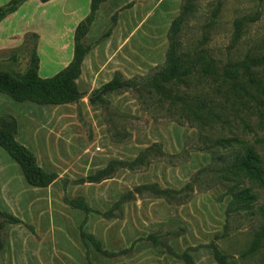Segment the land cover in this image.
Listing matches in <instances>:
<instances>
[{
  "label": "rangeland",
  "instance_id": "rangeland-1",
  "mask_svg": "<svg viewBox=\"0 0 264 264\" xmlns=\"http://www.w3.org/2000/svg\"><path fill=\"white\" fill-rule=\"evenodd\" d=\"M122 1L115 0L112 3L111 8L115 10L111 13V20L108 24L104 25L105 23L101 21L97 25L96 33H102L96 39H85L84 43L93 48L104 42L106 39L104 38L105 33L111 28L113 32L119 17H122L127 22L128 27V33L125 35L128 43L127 53L131 57L136 52L140 54V61L138 63H130V68L132 69L130 73L133 75L131 77L151 74L155 67L163 65L165 62L169 45L167 38L168 30L172 21L179 16L184 0H127L128 5L130 3L132 4L131 7L126 8V5L116 9ZM106 13L107 10L104 12V18L108 16ZM114 15L117 16V22L113 26L112 20ZM245 15L251 17L257 15L258 21L249 24L245 28L244 35L240 41L233 45L235 23ZM54 17L56 23L50 22L42 28L44 40L40 48L44 66L48 67L47 69L49 70L53 69L55 61L58 62L60 60L63 63L64 59L69 57L73 49L70 47L72 42L71 16L60 15ZM135 18L139 19V23L145 22V25L142 28L141 24L138 25V23L132 25ZM180 35L183 48L186 51L195 49L207 50L212 55L213 60L219 63L218 65H225L229 61L242 59L246 54H263L264 0H191L187 21L183 25ZM92 37L95 36L92 35ZM68 42L70 48L67 50ZM36 43L37 40L29 35L21 47L13 50H0V72L23 75L28 68L29 59ZM142 54H144V60L142 59ZM259 79L264 80V71L260 74ZM240 88L242 90L244 84H241ZM208 93L210 95V91ZM259 95L257 94L261 99L259 102L260 107L254 108L251 111H243L242 107L232 109L230 106H225V111L223 113L220 112L221 117L206 114L205 118L202 119L206 125L200 130L201 136H199L196 121L193 123L194 127L180 126L175 122L168 121L172 119V117L165 114L169 107L168 104L163 107L155 105L152 111L143 112L135 96L129 93L127 97L122 98L126 112L124 114L132 116L133 118L122 119L120 117H113L112 124H116L118 129L130 130L133 132V137L135 134H140L142 137H138L137 139L140 144H148L152 138L160 140L164 147L166 146L175 151L182 146L181 150L176 152L177 154L186 148L188 150H194L198 140H202L205 144H212L221 139L234 140L235 143H231L229 147L212 148L209 151L211 152L210 154L206 153V155L208 154L207 157L194 155L197 152L192 151L190 158L186 162L175 167L170 168L167 163H160L148 171L141 172L142 174L131 175L129 177L120 175L117 183L114 182L111 185L106 184L91 190L86 188L82 192L87 193L95 202L101 200L105 202L109 197L115 195L121 187H133L136 183L159 181L174 187L182 186L190 180L192 173L196 169L209 162V170L197 178L192 191H202L206 188L213 187V194L196 197L193 203L186 207L171 209L155 201H148L140 209L136 208L134 210L136 217H138L137 214L141 217L139 218V227L152 229L155 233L162 227L160 225L162 222L174 220L177 222V225L169 226L161 231L164 235L167 233L174 235L178 230L182 234L185 233L186 228L194 231L198 223L204 220L203 222H209L211 224V229L217 230L222 226V219L224 221L225 210L222 204L226 208V205L232 199V196L226 195V192L230 190V192L234 193L249 189L257 198L256 202L252 204V210L232 213L228 219L226 230L220 231L219 237L215 238L212 244L217 246L226 256L227 262H235L237 264L264 263V255L262 257L260 255L256 257L246 256L244 259L241 257L242 253L250 247L256 231L264 225V216L258 210V208H264V176L261 179H255L243 171L230 174L223 170V165H228L227 163L231 162L236 153H242L246 148H252L255 151L260 159L261 168L264 170V95ZM3 97L5 98V102H0V113H10L11 116L13 115L19 121H23V117L28 116L30 118L33 111L41 112V114L49 112L51 118L48 120L50 122L47 120V123L45 122L46 126H43L42 129L46 132V135L54 137L70 134L74 136L80 148L79 158L77 156L74 160H59L57 164L59 169L68 167V164L75 162L77 171L85 173L96 165H101L113 158L131 155L136 148L135 143L137 141H133V137L131 139L132 142L129 144L114 146L111 144V142L114 144L112 140L111 142L104 141L105 138H103L102 131H100V135L96 134L97 142H94L92 135L93 126L87 121L88 119L83 117V114L80 115L79 111L82 113L80 107L78 113H74L72 109L58 112L56 109H48L50 108L49 106H40L30 102L17 103L6 96ZM120 102L118 99L117 103L119 106L121 104ZM248 104L254 106L255 103L249 102ZM112 106L111 111H119V108L115 105L112 104ZM100 113L101 117H105V111L100 108L93 109L95 117L100 115ZM149 113L160 118L165 116L166 119L154 121ZM107 114H110V112ZM0 152L6 160H9L18 168L23 178L19 165L1 147ZM150 155L153 157L152 153ZM218 158H221L223 161H218ZM175 161L178 162V160ZM9 172L10 182L14 180L11 189L18 191L19 206L15 203V197L8 195L9 191L6 188L7 186L0 181V207L7 212L9 210L17 212L19 214L17 217L22 220V224L6 227L4 231L6 248L0 253V263L41 264L43 255L36 254L37 251L40 253L36 248L37 245L34 246L35 252L31 249L33 246V244L31 246V240L36 242L35 244L42 243V233L47 232L50 222L47 217L43 216L44 218H42L38 214L39 219L34 223L36 215L32 213L34 209L29 208L27 205L26 196H28V193L19 189V186L16 184L17 180L14 179L15 170L10 169ZM202 179L203 181L200 182ZM23 180L27 184L24 178ZM107 192L109 193L108 198L106 196ZM65 195V190H63L62 199H64ZM144 195H148V193H144ZM52 208L56 214L59 212L56 204H53ZM71 214L68 213L67 217L63 220L64 222L55 224L65 226L67 230L73 231V227L78 221V216ZM157 224L161 227L157 228ZM28 226L34 228V233L28 229ZM124 227L128 229V226ZM90 228L97 231L103 237L107 236L106 241L111 246H114V248L119 246H117V242L120 240L116 241L115 228L112 224H105L95 220L92 222ZM84 249L87 261L93 263L95 261L93 260L94 255H92L93 258L90 256L92 249H88V247ZM48 258L51 259L52 257L46 256V259ZM61 260L65 263H70V259L67 257H61ZM55 262H60V260L55 259ZM95 263L123 264V261H108L98 258ZM124 264L128 263L125 262ZM130 264L135 263L132 262Z\"/></svg>",
  "mask_w": 264,
  "mask_h": 264
},
{
  "label": "trees",
  "instance_id": "trees-1",
  "mask_svg": "<svg viewBox=\"0 0 264 264\" xmlns=\"http://www.w3.org/2000/svg\"><path fill=\"white\" fill-rule=\"evenodd\" d=\"M28 0H10L6 5L0 8V23L9 15L15 13ZM43 3L51 0H40ZM108 0H92L89 15L81 21L74 36V53L72 62L62 71L51 78L42 79L39 76L40 58L37 53L39 36L29 34L37 40L33 52L29 59L26 72L23 75H13L0 72V93L8 96L17 103L30 102L40 106H60L67 104H77L83 98L84 94L79 91L77 80L81 75L82 63L89 53L91 47L85 45L84 41L95 20V16L101 4ZM191 0H184V4L179 16L174 19L168 30V50L163 65L155 67L151 74L144 76H135L126 78L122 73L116 72L113 79L94 90L90 94V104L100 107L105 111L104 117L107 126V132L115 143H124L131 138V133L124 129H118L116 124H112L113 117L133 118L119 111H111L112 103L107 99L109 94L132 93L135 96L143 112L152 111L155 105H169L165 114L172 117L170 122H175L180 126L194 127V121L197 122L199 136L200 130L204 127L205 115L219 116L220 112L225 111V106L243 108V111H251L260 107V97L264 95V80L259 76L264 71V53L259 55L246 54L244 58L229 61L225 65H218L213 60L212 55L207 50L186 51L181 42L182 27L187 21L189 3ZM263 1V0H261ZM132 4L126 6L131 7ZM113 26L116 25L117 16H113ZM258 21L257 15L254 17L243 16L235 23V35L232 44H237L244 35L245 28ZM112 28L109 29L104 38L111 35ZM28 35V36H29ZM244 84L241 90L240 86ZM210 91V95L208 91ZM193 95H192V92ZM254 102V106L248 104ZM145 107V108H144ZM110 112V114H107ZM150 114V113H149ZM154 121L162 118L151 115ZM108 125L110 126L108 128ZM195 126V127H196ZM18 124L15 117L6 115L0 118V147L19 165L26 182L37 188H46L55 181L60 180L64 190L70 184L68 179H61L55 172H47L41 168L37 162L35 154L17 140ZM234 140L221 139L212 144H205L198 140L194 150L186 148L181 154L168 155L164 152L161 144H153L142 151L139 156L132 161L112 160L108 165L96 171L94 174L80 178L75 184L83 185L85 183H101L113 178L119 171L128 170L131 172L143 171L154 162H166L170 165H179L186 162L192 151L209 152L215 147H229ZM202 145V146H201ZM153 154V157H151ZM175 160H178L176 162ZM218 161H223L218 158ZM228 165H223L227 173L236 174L240 171L247 173L251 178L261 179L264 176V170L261 168L260 159L252 148H246L242 153H236ZM209 170V166L199 170L192 176L189 183L182 189H164L158 184H148L135 187L133 190L125 193L118 202H116L106 212L93 210L83 197L69 198L64 196V203L73 210H81L86 216L95 213L105 219L121 218L122 206L126 202L133 201L137 197H154L164 199L171 205H183L190 201L194 192H206L212 188H206L202 191H192L197 178ZM206 179V177H204ZM203 179L200 181L202 182ZM148 193V195H144ZM232 199L226 208V221L224 230L228 224V219L232 213L237 211L252 210V204L257 200L256 196L249 189L238 192H230ZM261 215L264 216V208H258ZM86 219L79 225V235L81 241L86 247L93 248L97 253L104 257L114 258L130 254L133 247L119 252H109L100 240L85 230ZM22 224V220L17 216L0 209V252L5 247L4 231L7 226ZM28 229L34 233V228L28 226ZM216 236L215 238H218ZM214 238V239H215ZM145 240L150 241L155 246H163L167 252L186 264H194L191 252L201 248L213 250L218 264H237L227 262L226 256L214 246L212 242L208 245H202L187 249L182 254H177L167 244H163L157 234H151ZM264 255V225L256 231L254 238L247 251L243 252L241 257H256ZM262 262L261 259H259ZM264 264V263H262Z\"/></svg>",
  "mask_w": 264,
  "mask_h": 264
},
{
  "label": "crops",
  "instance_id": "crops-1",
  "mask_svg": "<svg viewBox=\"0 0 264 264\" xmlns=\"http://www.w3.org/2000/svg\"><path fill=\"white\" fill-rule=\"evenodd\" d=\"M9 1L10 0H0V8L6 5ZM114 1L115 0H108L107 2L101 4L99 10L96 13L95 20L91 26V29L86 39H91V40L94 38L96 39L98 35L102 33V32L96 33V27L101 21L105 23L104 25L110 22L111 20L110 15L115 10L111 8L112 3ZM128 1L123 0L122 3H120V5L116 9L128 5L127 4ZM91 2L92 0H51L49 2L43 3L40 0H28L19 8L18 11L9 15L0 23V50H13L19 48L25 43L26 37L29 34H37L39 36V41L37 46V53L40 58L39 76L42 79H47L55 76L60 71L64 70L73 60L75 30L78 24L89 15L91 10ZM106 10H107L106 15L108 14V16L104 18L103 15ZM60 15L71 16L70 22L72 24H70V26L72 31V42L70 44V47L71 49L72 48L73 49L69 57L64 59L63 63H61L62 61L60 62V60L58 62L55 61L53 69L49 70L47 69L48 67L44 66V62L42 61L41 53H40L41 50L40 48L44 40L42 34V28L45 24H49L50 22L56 23L54 16H60ZM137 23L138 25L141 24V28L145 25V22L139 23V19L135 18L132 25H136ZM102 27L104 28V26ZM127 33H128L127 22L125 21L124 18L119 17L117 25L114 31L112 32V34L108 38H106L104 42L91 48L82 63L81 75L77 80V86L79 88V91L84 94L83 98L77 104L49 106L50 108H48V109H56L58 110V112L65 111L66 109L69 110L72 109L74 113L75 112L78 113V109L80 107L82 111V113L79 111L80 115L83 114V117L85 119H88L87 121H89L93 126L92 135L94 142H97L96 134L100 135V131L103 132V138H105L104 141L111 142L112 139H110V136L107 132V126L105 124L104 117H101V113L97 117H95V115L93 114V109H99L100 107L93 106L90 104L89 101L90 94L94 90L110 82L113 79L116 72L122 73L126 78L128 77L132 78L131 76L133 75H131L130 73L132 70L130 68V63L131 62L138 63L140 61L139 52H136L132 57L130 54L127 53L128 43H127V39H125V35ZM92 35H94L95 37H92ZM69 42H68L67 50L70 48ZM142 59L143 60L145 59L144 54H142ZM128 95L129 93L109 94L107 96V99L117 108H119L120 112L126 113L125 107L123 106L122 98L127 97ZM3 96L6 95L0 93V102H5V98ZM118 99L121 101L120 106L117 103ZM120 107L122 110L120 109ZM6 115H11V114L0 113V117ZM23 118H24L23 121H19V119L15 117L18 124L17 140L35 154L37 158V162L41 168H43L47 172H55L59 175L60 178L62 177L61 179H68L70 181V184L67 186L65 190V193L69 198L83 197L93 210L106 212L116 202H118L119 199L125 193L133 190L137 186L158 184L161 188L164 189L180 190L187 183H189L192 178L191 177L190 180L184 183L182 186H177V187L163 184L162 182L159 181L136 183L135 186L133 187H128V186L125 188L121 187L120 189L117 190V193L111 197H109V193L107 192L106 196L107 198L108 197L109 198L108 200H106L107 199L106 198L105 202H103L101 198H100L101 201L95 202V200H92L90 196H88L87 193L85 194L84 192H82V190H85L86 188L91 190L96 187H102L106 184L111 185L114 182L117 183L118 177L120 175L121 176L124 175V177H129L131 175L142 174L141 172L148 171L149 169L156 167L160 163L166 164V162H154L147 169L143 171L131 172L128 170H121L113 178L103 181L101 183H85L83 185H78L75 184L74 182L79 180L80 178L87 177L89 175L94 174L96 171L105 168L108 165V163L111 162L112 160L132 161L136 159L142 151L149 148L153 144H161L164 152L168 155L181 154V152L183 151L177 154L176 152H179L182 146L177 151H175L167 148L166 146L164 147L160 140H155L152 138L150 142H148V144L146 143L140 144L138 143L137 139L138 137H142V136L140 134L138 135L135 134V136L133 137V132L129 130V132L131 133V138L128 141L124 143H116V144L115 142L114 144L111 142V144L114 146H120L126 143L129 144L132 142L131 139L133 137V141L135 142L137 141V143H135L136 148L134 149L131 155L113 158L107 162H104L101 165H96L94 168L88 170L85 173H81L78 172L77 169L75 168L76 167L75 162L72 164L71 163L68 164V167H64L60 169L57 167L59 160H72V159L74 160L76 159L77 156L79 158L80 148L77 145V141L75 140L73 135L63 134L52 137L50 135L48 136L45 134L46 132L42 129L43 126H46L45 124L47 123V120L51 118L49 112H44L41 114V112L39 113L37 111H33L31 113L30 118L28 116H24ZM48 122L50 121L48 120ZM98 149L100 150V148ZM194 155H201L203 157L204 156L207 157L208 154L206 155V153L197 152ZM209 164H210L209 162L203 164L202 167L194 171L195 173L194 172L192 173V176L193 174L195 175L199 170L207 167ZM167 165H169L170 168L177 166V165H170L168 163ZM10 169L15 170L14 179L17 180L16 184L19 186V189L28 193L27 194L28 196H26L27 205L29 208L34 209V212L32 213L36 215V218L34 219V223L37 222L39 219L38 214L42 216V218L47 217L50 222L47 232L42 233V243L35 244L36 242L31 240L32 242L31 246L33 244L31 249L34 250V246L37 245L36 248L37 250L40 251V253L37 251L36 254L43 255L41 264H93L95 263L96 260H98V258L106 259L108 261L122 260L123 264L125 262H127L128 264L132 262L135 264H186L185 261H183L182 259L170 255L163 246H155L153 245L152 242L145 240V238H147L151 234H157L163 244L169 245L175 251V253L182 254L189 248L210 244L216 236H219L220 231H223L225 227V221H226L225 213H226L227 205L225 208V205L222 203L221 204L223 205V209L225 211H224V221L222 219L221 227H219L217 230L211 229V224L209 222H203L204 221L203 220L200 221V223H198L197 228L194 231H190L186 228V232L183 234L180 230H178L174 235L170 233L164 235L161 232L162 230L166 229L169 226L177 225V222H175L174 220H166L162 222L160 224L162 227L159 224H157L156 227L157 228L161 227V228L155 233L152 229L139 227V223H140L139 218L141 217L138 214H137L138 217H136L134 213V210L136 208L140 209L142 205H144L148 201H155L170 209L178 208V207H186L187 205H191L194 201V198L196 199V197L199 196L202 197L203 195H207L211 193L213 194L214 188L206 192H195L194 196L190 201L180 206L171 205L161 198L137 197L135 200L123 204L121 211L122 212L121 218L105 219L95 213H90L87 217L83 211L73 210L68 205H66L62 199V191L64 189L60 180L55 181L53 184H51L46 188L32 187L27 182L26 183L28 184V186H26L27 184H25L23 180L24 176L22 178L18 168L12 162L6 160V158L0 152V181L2 182V184L7 186L6 188L9 191L8 195L15 197V203L18 206H19L18 191L11 189L14 180L10 182V172H9ZM53 204H56V207L59 209V212H57V214L52 208ZM45 206L47 209L45 208ZM0 209L2 208L0 207ZM9 212H12V214H14L15 216H19V214L15 211L9 210ZM68 213H72L71 215L76 214L78 216V221L74 225L73 231L67 230L65 226L62 225L60 226L58 224H55V223L64 222L63 220L67 217ZM86 217H87V223L85 225V230L88 233L94 235L98 240H100L103 244V247L107 251L119 252L125 249H129L131 247H133V251L127 255L108 258L100 255L93 248L89 247L88 249H92L90 256L91 258H93L92 255H94L93 260L95 261L93 263L91 261L88 262L84 252L85 250L84 248L86 246L81 241L79 235V229H78L79 225L86 219ZM95 220L105 224L106 223L112 224V226L115 228L114 231H115V237L117 238L116 241L120 240L119 242H117V246L119 245L118 246L119 248L117 246H116L117 248L111 246V244H109L106 241L107 236L103 237L97 231L92 230V228H90L92 222ZM124 226H128V229H125ZM5 248H6V242L4 249ZM46 256L50 258L52 257L54 259L53 260L52 258L46 259ZM191 256L194 264H218L215 259L213 250L209 248H201L197 251H192ZM61 257L63 258L67 257L68 259H70V263L63 262L61 260ZM55 259L57 260L59 259L60 262H55Z\"/></svg>",
  "mask_w": 264,
  "mask_h": 264
}]
</instances>
